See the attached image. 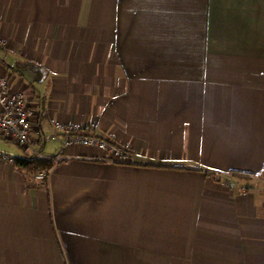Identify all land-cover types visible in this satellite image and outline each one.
<instances>
[{"label": "crops", "instance_id": "obj_1", "mask_svg": "<svg viewBox=\"0 0 264 264\" xmlns=\"http://www.w3.org/2000/svg\"><path fill=\"white\" fill-rule=\"evenodd\" d=\"M1 75L70 157L0 131V264H264V0H0Z\"/></svg>", "mask_w": 264, "mask_h": 264}, {"label": "built area", "instance_id": "obj_2", "mask_svg": "<svg viewBox=\"0 0 264 264\" xmlns=\"http://www.w3.org/2000/svg\"><path fill=\"white\" fill-rule=\"evenodd\" d=\"M33 110L29 107L26 97L22 92L12 90L8 77L0 76V131L5 134L12 135L16 141L26 150L33 153L37 158L52 159L55 163H59L70 156L63 153H57L49 156L36 149V146L30 139ZM55 129L63 135V147L71 145L94 146L107 153L106 159L132 164L135 161L130 153L115 143L95 136L86 135L73 125H65L59 121L55 122ZM0 156L11 158L0 151ZM52 169L49 171H40L36 174L37 179L44 180L49 177ZM233 188V184H230ZM245 190V187H242Z\"/></svg>", "mask_w": 264, "mask_h": 264}, {"label": "trees", "instance_id": "obj_3", "mask_svg": "<svg viewBox=\"0 0 264 264\" xmlns=\"http://www.w3.org/2000/svg\"><path fill=\"white\" fill-rule=\"evenodd\" d=\"M22 68L32 70L33 72L39 74L41 72V68L34 63H24ZM17 163L21 166L29 168L32 172L38 171H49L55 166V161L52 159H41L37 158L34 155L29 159H18Z\"/></svg>", "mask_w": 264, "mask_h": 264}, {"label": "rangeland", "instance_id": "obj_4", "mask_svg": "<svg viewBox=\"0 0 264 264\" xmlns=\"http://www.w3.org/2000/svg\"><path fill=\"white\" fill-rule=\"evenodd\" d=\"M55 128V127H54ZM56 130V129H55ZM57 131V130H56ZM30 139H31V135H30ZM31 141H32V139H31ZM49 149H47V151H51V146L50 147H48ZM38 172H40V171H38ZM38 172H36V173H38ZM35 173V174H36Z\"/></svg>", "mask_w": 264, "mask_h": 264}]
</instances>
